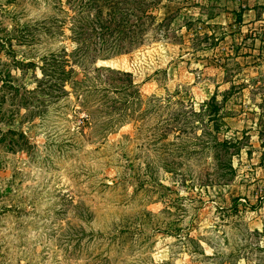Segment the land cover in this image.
I'll return each mask as SVG.
<instances>
[{"label":"rangeland","instance_id":"374dc122","mask_svg":"<svg viewBox=\"0 0 264 264\" xmlns=\"http://www.w3.org/2000/svg\"><path fill=\"white\" fill-rule=\"evenodd\" d=\"M89 12L0 0V264H264V0Z\"/></svg>","mask_w":264,"mask_h":264},{"label":"trees","instance_id":"16d2710c","mask_svg":"<svg viewBox=\"0 0 264 264\" xmlns=\"http://www.w3.org/2000/svg\"><path fill=\"white\" fill-rule=\"evenodd\" d=\"M140 3L138 10H141L142 14H137L133 9L127 8L123 11V14H126L125 17H122L121 21H117V14L114 9L119 6V10L125 5H133L136 2ZM162 0H69L70 3L76 4V7L81 10H87L89 12L93 11L94 14L90 13L86 16L85 24L83 25V30L80 32V38L88 39L96 32H100L99 39L104 37L116 39V33H119L124 36L132 38V44L140 40L138 38L139 32H136V28L140 26L139 21L141 20L142 29L145 30L146 19H150L153 23L156 22L157 18L152 14V11L157 8ZM106 7V8H105ZM109 9V10H108ZM122 11V10H121ZM138 19V22L134 18ZM79 21V18H78ZM152 25V24H151ZM154 25V24H153ZM80 26H77L79 28ZM128 28V30H126ZM133 32L132 35H128V32ZM83 36V37H82ZM79 38V39H80ZM81 40V39H80ZM97 41V40H96ZM134 41V42H133ZM57 60V59H54ZM54 72L56 70H62L63 73L66 71L63 70V64L55 63ZM111 70V69H110ZM126 74V73H123ZM234 141H225L224 146H230Z\"/></svg>","mask_w":264,"mask_h":264},{"label":"crops","instance_id":"0c3cea01","mask_svg":"<svg viewBox=\"0 0 264 264\" xmlns=\"http://www.w3.org/2000/svg\"><path fill=\"white\" fill-rule=\"evenodd\" d=\"M260 23H264V21H262V20H257V22H256L257 26H258V24H260ZM260 36H261V38H262V43H264V41H263V38H264V26H261V28H260Z\"/></svg>","mask_w":264,"mask_h":264}]
</instances>
